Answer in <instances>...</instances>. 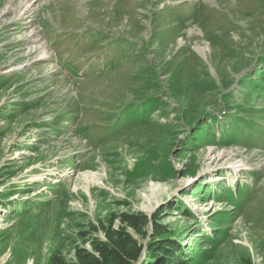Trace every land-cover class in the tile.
I'll return each mask as SVG.
<instances>
[{"label":"rangeland","instance_id":"1","mask_svg":"<svg viewBox=\"0 0 264 264\" xmlns=\"http://www.w3.org/2000/svg\"><path fill=\"white\" fill-rule=\"evenodd\" d=\"M25 2L0 0V264L123 230L132 264H264V0Z\"/></svg>","mask_w":264,"mask_h":264},{"label":"trees","instance_id":"2","mask_svg":"<svg viewBox=\"0 0 264 264\" xmlns=\"http://www.w3.org/2000/svg\"><path fill=\"white\" fill-rule=\"evenodd\" d=\"M139 218V219H138ZM137 220L144 224L146 217L141 215L137 217ZM122 236H115L114 238L107 239V242H102L95 240L92 244L98 257L92 255L91 253H84L78 257V264H132L137 260L138 254L140 253V248L136 247V242L125 233L124 230L121 232ZM131 245V249L128 245ZM175 242L170 240L164 243H155L150 245V251L148 252V257L150 259H155L164 250H168L167 258L169 262L164 261V264H185L182 259L174 256L175 252ZM49 264H65L61 259L53 257ZM145 264V263H143Z\"/></svg>","mask_w":264,"mask_h":264},{"label":"bare ground","instance_id":"3","mask_svg":"<svg viewBox=\"0 0 264 264\" xmlns=\"http://www.w3.org/2000/svg\"><path fill=\"white\" fill-rule=\"evenodd\" d=\"M37 1L38 0H26V2L23 4V6H22L20 11L23 12V11H26V10H30L32 8V5L35 2H37ZM37 39H38L37 34L34 33L33 36H32L33 43L34 42L37 43ZM31 52L38 53V56H40L39 60L48 58L47 53L45 52L43 47L38 48V46H35V47L32 48Z\"/></svg>","mask_w":264,"mask_h":264}]
</instances>
